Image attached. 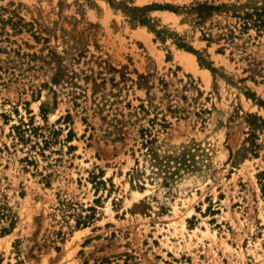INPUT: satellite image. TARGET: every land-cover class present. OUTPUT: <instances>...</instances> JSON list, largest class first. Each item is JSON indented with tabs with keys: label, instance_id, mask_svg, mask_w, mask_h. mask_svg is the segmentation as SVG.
Here are the masks:
<instances>
[{
	"label": "rangeland",
	"instance_id": "rangeland-1",
	"mask_svg": "<svg viewBox=\"0 0 264 264\" xmlns=\"http://www.w3.org/2000/svg\"><path fill=\"white\" fill-rule=\"evenodd\" d=\"M263 6L0 0V264H264Z\"/></svg>",
	"mask_w": 264,
	"mask_h": 264
},
{
	"label": "trees",
	"instance_id": "trees-1",
	"mask_svg": "<svg viewBox=\"0 0 264 264\" xmlns=\"http://www.w3.org/2000/svg\"><path fill=\"white\" fill-rule=\"evenodd\" d=\"M155 6V4L153 5ZM223 5H214V4H208V3H199L196 7L199 17L205 18L207 15H209L214 10H219ZM163 7V6H162ZM170 6H167L165 8H169ZM244 28H248L249 26H256L258 30H261L262 27H264V6L261 8H255L254 12L246 13L244 16ZM209 39V38H208ZM179 46L186 48L189 51L199 53L197 50H195L192 46L185 44V43H179ZM199 59L201 60V57L199 56ZM202 62V60H201ZM212 70H215L214 67L211 68ZM264 103V102H262ZM257 117V116H254ZM259 118V117H257ZM261 119V118H260Z\"/></svg>",
	"mask_w": 264,
	"mask_h": 264
},
{
	"label": "bare ground",
	"instance_id": "bare-ground-1",
	"mask_svg": "<svg viewBox=\"0 0 264 264\" xmlns=\"http://www.w3.org/2000/svg\"><path fill=\"white\" fill-rule=\"evenodd\" d=\"M194 57L191 53H186V61L188 63V65L190 66H194V68H196V62L194 60Z\"/></svg>",
	"mask_w": 264,
	"mask_h": 264
}]
</instances>
